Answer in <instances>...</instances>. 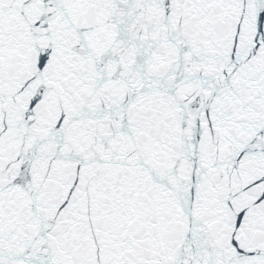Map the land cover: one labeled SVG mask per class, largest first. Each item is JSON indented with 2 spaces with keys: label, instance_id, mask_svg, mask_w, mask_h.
<instances>
[{
  "label": "snow or ice",
  "instance_id": "1",
  "mask_svg": "<svg viewBox=\"0 0 264 264\" xmlns=\"http://www.w3.org/2000/svg\"><path fill=\"white\" fill-rule=\"evenodd\" d=\"M0 264H264V0H0Z\"/></svg>",
  "mask_w": 264,
  "mask_h": 264
}]
</instances>
